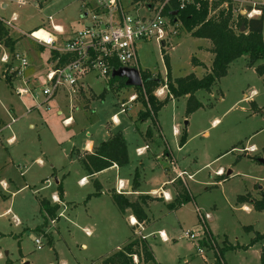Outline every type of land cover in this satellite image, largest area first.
<instances>
[{
    "label": "rangeland",
    "instance_id": "374dc122",
    "mask_svg": "<svg viewBox=\"0 0 264 264\" xmlns=\"http://www.w3.org/2000/svg\"><path fill=\"white\" fill-rule=\"evenodd\" d=\"M24 1L20 4L18 0H0V20L3 23L14 14L18 16V29L4 26L16 40L15 50H28L38 66L39 55L46 61L51 49L39 52L37 46L41 44L32 41L30 33L44 25L53 33L54 25L66 31L72 25L80 28L85 23L79 15L83 6L81 0ZM234 8L237 15L241 3H234ZM176 32L167 38L165 46L155 39L137 42V68L160 75L165 81L168 69L173 77L190 73L203 77L213 60L206 48L208 39L194 37L180 22ZM7 46L11 45L0 41V264H95L134 235L150 243L161 264H212L214 246H207L200 255L195 243L185 236L189 229H201L198 210L211 213L209 226L218 248L235 246L225 249L226 264H262L263 242L249 244L257 232H264V210H256L251 204L246 209L238 203L239 195L250 193L260 198L264 190V162L259 160L264 158V78L255 66H249L247 55L232 62L228 74L210 91L196 92L202 106L193 113H186L188 95L164 105L157 116L162 131L156 138L159 146L150 143L151 153L145 151L138 156L137 144L145 146V140L135 124L141 130L155 127L151 118L138 120L139 111L146 108L138 99L131 100L137 93L135 87L109 90L101 98L111 81L92 73L83 79L76 93L60 92L48 103L33 108L35 99L16 93L5 78L7 65L2 57L10 53ZM193 57L202 65L195 66ZM18 64L15 62V66ZM48 66L45 62L44 68ZM13 84L21 86L23 79L16 76ZM39 92L36 86V95ZM155 93L163 99L167 87L162 84ZM114 115L119 122L114 121ZM68 117H72L70 125L64 122ZM13 118L17 122H12ZM184 129L187 140L180 145ZM117 131L127 138L130 163L122 167L121 173L117 169L104 172L100 177L103 190L92 180L82 185L80 179L86 170L71 150L83 149L87 140L99 142ZM11 136L16 138L14 144L7 141ZM251 145L257 150L247 151L246 146ZM167 148L173 155L166 153ZM38 158L44 160L43 165ZM140 158L144 162L140 192L159 197L168 192L173 196L172 181L184 171L193 196L176 209L167 205L173 198L151 200L154 203L148 213L154 219L147 229L149 235L145 226L131 223L130 212L119 208L111 192H105L120 178H132ZM156 163L161 166L156 167ZM51 164L65 165L69 173L64 180L67 202L60 203V215L54 223L46 219L40 202L44 197L52 198L57 191ZM220 168L225 172L221 181ZM45 178L49 183L43 182ZM98 191L103 193L95 195ZM161 230L167 233V241L159 236Z\"/></svg>",
    "mask_w": 264,
    "mask_h": 264
},
{
    "label": "trees",
    "instance_id": "16d2710c",
    "mask_svg": "<svg viewBox=\"0 0 264 264\" xmlns=\"http://www.w3.org/2000/svg\"><path fill=\"white\" fill-rule=\"evenodd\" d=\"M228 2V6L224 5ZM182 7V8H181ZM172 9V10H171ZM171 17V22H180L184 28L194 37L209 39L211 47L209 51L213 54L212 65L209 71L203 76L198 77L195 73H190L183 77H173L168 69L167 80L160 75H154L150 71H142L143 87L136 88V98L146 109L139 111L138 120L151 118L153 125L161 134V127L158 123V112L173 98H180L188 95L187 115L199 109L202 104L196 96L198 90L210 91L212 86L222 77L228 74L232 62L241 56H248L249 66H255L256 72L264 78V16L248 18L242 14H234L232 0H192L182 3L180 0H171L170 7L167 9ZM177 11L176 14L174 12ZM245 30L242 31V27ZM0 41H5L7 45H14L15 41L8 36V30L0 20ZM168 63V58L166 59ZM195 66L202 65L196 57L192 59ZM257 64V65H256ZM110 85L105 86L100 94L101 98L106 96L107 91L118 92L126 86L125 78L111 77ZM167 87V94L162 99L155 93L161 85ZM1 121V120H0ZM137 121V120H136ZM136 129L139 130V127ZM154 130L147 128L145 139L153 138ZM187 140V131L183 130L180 138V145H184ZM159 145V144H158ZM264 152V147H263ZM168 155H173L170 148L166 149ZM81 163L89 176L117 165L124 167L130 163L128 152V142L122 132L113 134L109 139L102 141L92 152L82 154ZM219 181L225 179L224 174L219 175ZM175 199L168 204L169 208L176 209L183 203L188 202L193 196L190 194L186 182L181 177L174 179ZM140 185V171L137 168L134 172L133 188ZM100 190V189H99ZM100 191L94 193L100 195ZM57 195L60 202H51L49 198L41 199V206L46 219L55 220L59 217L60 203L64 200L63 180L57 184ZM114 202L125 213L130 209L132 215L138 223L146 222L149 218L146 206L148 200L155 199L144 194L132 200L127 194L111 191ZM159 199V198H158ZM238 203L245 205L251 204L256 210H264V190L261 191L260 198H253L252 194L245 193L238 196ZM247 230H252L247 227ZM263 242L261 249V263L264 264V232H257L249 245ZM248 245V246H249ZM246 247V246H245ZM214 261L212 264H226L224 251L235 246L219 247L214 246ZM95 264H161L152 249L150 243L142 237L133 236L127 243L114 250L110 254L94 261Z\"/></svg>",
    "mask_w": 264,
    "mask_h": 264
},
{
    "label": "built area",
    "instance_id": "2783aa9c",
    "mask_svg": "<svg viewBox=\"0 0 264 264\" xmlns=\"http://www.w3.org/2000/svg\"><path fill=\"white\" fill-rule=\"evenodd\" d=\"M171 0H82L84 25L65 36L64 30L59 25L53 26V32L42 28L30 33L31 39L36 43L51 49L49 66L43 75L27 76L26 72L30 66V56L27 50H14L4 54L3 62L7 64L5 78L10 81L13 89L19 95H31L35 99L34 107L48 103L60 92L66 91L70 94L76 93L83 79L95 73L98 78L109 79L112 72L123 66L137 67V42L142 40L155 39L163 43L171 35H175L179 22H171L167 9ZM183 4L192 0H180ZM232 0L234 3H241L237 14L248 18L264 16V3H247L242 0ZM24 4V0H18ZM224 5L228 6L226 1ZM246 7V8H245ZM182 8V7H181ZM172 10V9H171ZM236 9L234 8V11ZM177 11L174 12L176 14ZM89 19V20H86ZM18 16L14 14L11 19L3 20L5 26L11 29H18L16 24ZM52 21L53 17L49 16ZM23 35H26L23 33ZM15 62L19 64L15 66ZM16 76L23 79V85L15 86L13 80ZM36 86L40 92L36 95ZM164 92V90H163ZM136 96H132L134 100ZM30 109V108H28ZM72 117L64 122H71ZM115 119V118H114ZM13 118L12 122H16ZM116 121V120H114ZM148 145L136 149L142 155ZM256 149L251 147L247 151L253 152ZM42 162V161H40ZM224 174L223 169L218 171ZM185 172L179 176L185 181ZM85 180V178L83 179ZM84 182V181H83ZM174 182V180L172 181ZM186 182V181H185ZM117 192L128 194L130 190L123 182L118 181ZM165 199L170 196L165 192L162 195ZM53 199L60 202L56 195ZM201 229H189L185 236L195 243L198 254L204 255L207 246H215V240L209 226L212 216L210 212L198 210ZM133 225L135 223L130 218ZM54 223V220H52ZM159 236L167 241L168 237L164 231ZM37 247L41 248V242L36 239Z\"/></svg>",
    "mask_w": 264,
    "mask_h": 264
},
{
    "label": "crops",
    "instance_id": "0c3cea01",
    "mask_svg": "<svg viewBox=\"0 0 264 264\" xmlns=\"http://www.w3.org/2000/svg\"><path fill=\"white\" fill-rule=\"evenodd\" d=\"M81 2H82V0H81ZM259 2H262V1H259ZM83 3V2H82ZM4 6H6V5H4ZM83 12H84V10H83V8L80 10V13H79V15H80V21L81 20H83L82 19V14H83ZM83 22H85L84 20H83ZM83 22H82V24H83ZM4 25V24H3ZM60 26V25H59ZM63 30H64V32H65V36H67V35H69L72 31H74V30H76V29H78V28H76V27H74L73 25L70 27V29L69 30H65L62 26H60ZM40 28H42V29H44V30H47V31H50V29L48 28V25L46 26V25H44V26H40V27H38L37 29H40ZM37 29H35V30H37ZM34 30V31H35ZM51 32V31H50ZM9 36V35H8ZM10 37V36H9ZM11 39L12 40H14L15 41V44L14 45H12V46H7V48H8V50H9V52H12V51H14L15 50V46H16V40L14 39V38H12L11 37ZM32 40V39H31ZM33 41V40H32ZM208 41H209V43L207 44V46H206V48L209 50V48L211 47V42H210V40L208 39ZM38 47V51L39 52H41V50L43 49V48H48V47H46V46H44V45H40V46H37ZM202 48H203V46H201ZM28 51V50H27ZM208 52H210V51H208ZM29 53V56H30V66H29V68L27 69V72H26V74H27V76H29V77H31V76H33V75H40V74H43L44 72H45V70L48 68V67H46V68H44V64H45V62H46V64L47 65H49V60H50V58L48 59V60H44L43 59V57H42V54L41 55H39L40 57H38L37 59L40 61L39 62V65L38 66H35V63H33L32 62V56L30 55L31 53L30 52H28ZM50 57H51V55H50ZM39 58H41V59H39ZM201 61V60H200ZM141 71V70H140ZM89 85V84H88ZM56 97V96H55ZM54 97V98H55ZM53 98V99H54ZM173 99H176V98H173ZM51 101V100H50ZM68 118H70V117H68ZM114 120H116V122H119V119L116 117V115H114ZM1 119V118H0ZM67 119V118H66ZM65 119V120H66ZM2 120V119H1ZM72 120V119H71ZM215 121H218V119H216ZM17 122V121H16ZM158 123H159V121H158ZM70 125V124H69ZM152 125H153V122H152ZM159 125H160V127H161V124L159 123ZM5 127V126H4ZM31 127H32V125H31ZM148 127H150V126H148ZM147 127V128H148ZM147 128L146 129H144V130H141L140 128H139V133L142 135V138L145 140V145L147 144H150V143H153L154 145H156V146H159L158 144H159V141L156 139L157 137H158V131L156 130V128L155 129H153L152 127V129L154 130V134H153V138H150V139H145V135L144 134H146V131H147ZM4 129V128H3ZM117 132H119V131H117ZM117 132H115V133H117ZM120 132H122V131H120ZM114 133V134H115ZM178 134H180V132L178 133ZM0 135H1V133H0ZM113 134H111L107 139H109L111 136H112ZM126 137V136H125ZM107 139H103V140H101V141H99V142H97L96 140H94V139H89V140H87L86 141V145H85V147L83 148V149H80V148H77L76 149V147H74L72 150H71V152L72 153H75L77 156H78V158H79V160L81 161V157H82V154H84L85 152H92L93 150H94V148L97 146V145H99L102 141H104V140H107ZM127 139V138H126ZM8 142H10V143H15L16 142V138H15V136H11V137H9L8 138V140H7ZM147 141V142H146ZM144 145H139V144H137V148L138 147H143ZM149 146V145H148ZM251 147H253V148H255L256 150H257V147L255 146V145H251V146H246V149L248 148V149H250ZM149 149V148H148ZM146 150L148 153H151V151L150 150ZM129 151V150H128ZM138 154V153H137ZM138 156H140L139 154H138ZM129 157H130V161H131V156H130V153H129ZM11 161H13V159H11ZM40 161H42V162H40ZM14 162V161H13ZM38 162L40 163V164H44V160L42 159V158H38ZM82 164V163H81ZM140 165V166H139ZM144 165V162H143V160H142V158H140L139 160H138V164L136 165V167H135V169H134V172H135V170L138 168L139 169V171H140V185L138 186V188L137 189H135L134 190V188H133V181H134V172L132 173V178H130L129 180H124V179H122V178H120L119 180H123V182L126 184V186L128 187V189L130 190V192L127 194V196L129 197V198H131L132 200H135V199H137L138 197H140L141 195H144V194H146V193H142V192H140L141 190H140V186H141V181H142V170H141V168H142V166ZM51 166H52V168H53V170H52V172H51V174H52V176H55V180H56V187H57V184H58V182H60L61 180H63V185H64V180L66 179V177H67V174H69V173H66L65 172V165L64 166H57V165H52L51 164ZM156 167H160L161 165H159L158 163H156V165H155ZM111 169H117V171H118V173H121V170H122V167H120V166H117V165H113L112 167H110V168H108V169H105V170H103V171H100V172H98V173H96L95 175H93V176H89L88 175V173H87V171L85 172V171H83L84 173H83V176L81 177V179H80V182H81V184L83 185V184H87L88 183V181L89 180H92L96 185H97V187L100 189V190H103V188H104V184L102 183V181H101V179H100V177H101V175L104 173V172H106L107 170H111ZM221 169V168H220ZM219 169V170H220ZM165 171H167V174L169 175V172H168V170H167V168L165 167ZM225 173V172H224ZM85 178V180H83ZM118 180V181H119ZM169 180H171L170 179V175H169ZM84 181V182H83ZM117 181V182H118ZM43 182L45 183V182H48L49 183V180L47 179V178H45V179H43ZM173 183V182H172ZM187 184V183H186ZM4 185H7L6 184V182H4ZM117 186H118V183L116 184V185H113L112 187L110 186V187H108V189H107V191H105V192H111V191H115V190H117ZM173 186H174V183H173ZM188 187V186H187ZM263 187H261V189H262ZM189 189V188H188ZM101 193H103V191H100ZM189 192H190V190H189ZM169 196H170V198L172 199L173 198V201H174V199H175V195H170L168 192H166ZM191 194V193H190ZM54 195H56L57 196V198H58V195H57V191L53 194V196ZM162 195V194H161ZM53 196H52V198H49L50 200H52L54 203L55 202H57L56 200H54L53 199ZM149 196L150 197H152V198H155V199H150V200H148V205L146 206V211H147V214H148V216H149V218H148V220L146 221V222H143V223H140V225H142L143 227H144V229H145V233L147 234V229H148V227L151 225V223H152V220L154 219V216H150V214L148 213V210H150V207H151V205L154 203L153 201H151V200H155V201H157V200H160V201H162V200H164L165 198H163V197H159V196H154V195H151V194H149ZM47 198V197H46ZM159 198V199H158ZM62 203H66L67 201L65 200V187H64V200L63 201H61ZM153 202V203H152ZM172 202V201H171ZM170 202V203H171ZM152 203V204H151ZM169 204V203H168ZM167 204V205H168ZM169 207V206H168ZM61 208V207H60ZM243 208H246V209H250V207H249V205L248 204H245V205H243ZM171 209V208H170ZM127 212H130V218H133L134 216L132 215V212H131V210L130 209H127L126 211H125V213H127ZM135 218V217H134ZM136 219V218H135ZM151 219V220H150ZM136 221H137V219H136ZM161 231H164V230H161ZM212 231V230H211ZM135 232V231H134ZM165 232V231H164ZM166 233V232H165ZM135 234V233H134ZM212 234H213V232H212ZM147 235H149V234H147ZM166 236L168 237V235H167V233H166ZM121 246H119V245H117V247H115L114 248V250H116V249H118V248H120Z\"/></svg>",
    "mask_w": 264,
    "mask_h": 264
},
{
    "label": "water",
    "instance_id": "95a60500",
    "mask_svg": "<svg viewBox=\"0 0 264 264\" xmlns=\"http://www.w3.org/2000/svg\"><path fill=\"white\" fill-rule=\"evenodd\" d=\"M242 31L245 30V27L243 26ZM166 42H163L162 45L165 46ZM112 77H120L125 78V84L127 86H133V87H143V78L141 75V71L137 67H128L123 66L118 69L113 70ZM188 122H186L187 124ZM261 162H264V158L259 159ZM231 173V171L228 172V175Z\"/></svg>",
    "mask_w": 264,
    "mask_h": 264
},
{
    "label": "bare ground",
    "instance_id": "6f19581e",
    "mask_svg": "<svg viewBox=\"0 0 264 264\" xmlns=\"http://www.w3.org/2000/svg\"><path fill=\"white\" fill-rule=\"evenodd\" d=\"M6 65H7V64H6ZM131 219H132L133 222H135V223L137 222L136 219H135L134 217L131 218Z\"/></svg>",
    "mask_w": 264,
    "mask_h": 264
}]
</instances>
